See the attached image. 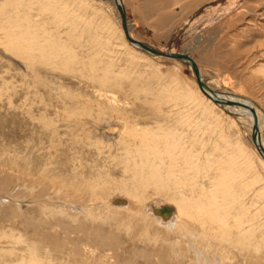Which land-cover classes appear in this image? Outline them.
<instances>
[{"label":"rangeland","instance_id":"1","mask_svg":"<svg viewBox=\"0 0 264 264\" xmlns=\"http://www.w3.org/2000/svg\"><path fill=\"white\" fill-rule=\"evenodd\" d=\"M112 1L0 0V264H264L251 122L203 97L189 62L125 44ZM122 1L135 39L190 55L212 89L247 98L264 143V0ZM143 135L195 155L188 177L178 161L181 188L152 185L146 170L163 171L136 152ZM181 192L230 234L153 218Z\"/></svg>","mask_w":264,"mask_h":264},{"label":"bare ground","instance_id":"2","mask_svg":"<svg viewBox=\"0 0 264 264\" xmlns=\"http://www.w3.org/2000/svg\"><path fill=\"white\" fill-rule=\"evenodd\" d=\"M117 1H119L123 6H124V4H123V1L122 0H113L112 1V3L117 7ZM124 9H125V13H126V16H127V32H128V35L131 37V38H133V39H135V37L133 36V34H132V30H133V28H134V26H133V24H132V22H131V20L129 19V17H128V13H127V11H126V8H125V6H124ZM117 10H118V13H119V17H120V22H121V32H122V36H123V40H124V42H125V44H127L129 47H131V48H140V49H143L141 46H139V45H136V44H134V43H132V42H130L129 41V39L127 38V36H126V31H125V29H124V27H123V23H122V18H121V14H120V11H119V9H118V7H117ZM107 12V11H106ZM8 15V14H7ZM8 16H10V15H8ZM15 16V15H14ZM2 17V16H1ZM5 17V16H4ZM11 17V16H10ZM13 17V16H12ZM16 17V16H15ZM8 18V17H7ZM6 18V19H7ZM12 20H14L13 18H11ZM14 22V21H13ZM92 22V21H91ZM11 23V22H10ZM90 24V23H89ZM92 25V24H91ZM31 29V28H30ZM9 30V29H8ZM33 33H34V31L33 30H31ZM31 32V34H33ZM36 32V31H35ZM21 33V32H20ZM36 34V33H35ZM35 34H34V36H35ZM5 35V34H4ZM37 35V34H36ZM38 36V35H37ZM32 38V37H31ZM37 38H39V36L37 37ZM44 38H45V36H44ZM26 39H27V37H26ZM36 40V39H35ZM136 41H139V40H137V39H135ZM4 40L0 37V45H2V46H4V47H6V46H8L5 42H3ZM10 42V41H9ZM139 42H144V41H139ZM34 42H30V44L32 45ZM50 43V42H49ZM48 43V44H49ZM144 43H146V44H148V45H150L151 47H154V48H156V49H158L159 51H161V52H164V51H162L161 49H159L157 46H155V45H152V44H150V43H147V42H144ZM143 50H145V49H143ZM145 51H147V50H145ZM177 51V50H176ZM27 53V52H26ZM147 53H149V54H151V55H155V54H152L150 51H147ZM164 53H166V54H172V53H169V52H164ZM176 53V52H175ZM174 53V54H175ZM158 55V54H157ZM52 56V55H51ZM161 56H164V55H161ZM45 57V56H44ZM53 57V56H52ZM51 57V58H52ZM164 57H168V58H172V57H169V56H164ZM25 58H27V57H25ZM51 58H50V60H51ZM193 58V57H192ZM177 58H175V60H176ZM194 59V58H193ZM179 60V59H178ZM195 60V59H194ZM52 61H54V60H52ZM182 61H187V60H182ZM63 62V61H62ZM187 62H189V61H187ZM196 62V61H195ZM190 63V62H189ZM197 63V62H196ZM191 64V63H190ZM93 67V66H92ZM191 67L193 68V66L191 65ZM197 67L199 68V71H200V74H201V76H202V73H201V70H200V67L198 66V64H197ZM90 69H91V67H90ZM193 70H194V68H193ZM93 74V73H92ZM196 76V75H195ZM197 79V78H196ZM202 79L204 80V78H203V76H202ZM205 81V80H204ZM206 82V81H205ZM197 83L199 84V82L197 81ZM206 84L209 86V84L206 82ZM210 87V86H209ZM199 91H200V93H201V95L203 96V97H205V98H208L209 100H212L213 102H215L217 105H219V106H222V107H230L231 109H234V111H235V113H237V114H239V115H241V116H244L245 118H247L250 122H251V125H252V128H253V124H254V119H253V115H252V113H251V111L249 110V109H246V108H243V107H241V106H239V105H229V104H223V103H221V102H219V101H217L215 98L216 97H220L221 99H223V100H225V101H230V102H234V103H238V102H246V103H249L250 105H252L251 104V102L247 99V98H244V97H241L240 95H238V94H236V93H231V94H223V93H221V92H218V91H215L214 89H212L211 87H210V89L211 90H203L202 88H201V86H200V84H199ZM224 92V91H223ZM176 94H175V92L171 95V97H169V101L170 102H175V104L178 102V97H176L175 96ZM199 96V95H198ZM155 97H157V96H155ZM90 100V99H89ZM85 101V100H84ZM88 101V100H87ZM150 101V100H149ZM80 102V101H79ZM83 102V101H82ZM81 103V102H80ZM85 104V103H84ZM86 104H88L87 102H86ZM91 104V103H90ZM98 104V103H97ZM100 104V103H99ZM98 104V105H99ZM147 104H148V102H147ZM82 105H83V103H82ZM89 105V104H88ZM92 105L94 106L95 104L93 103V101H92ZM85 107H86V105H84ZM96 106V105H95ZM156 106V105H155ZM253 106V105H252ZM83 107V106H82ZM82 107H78V108H82ZM85 107H84V109H85ZM88 107H90V106H88ZM98 108V107H97ZM83 109V108H82ZM91 109L92 108H90V109H88L89 111H91ZM157 109V108H156ZM171 109H172V107H171ZM78 110V109H77ZM85 110H87V107H86V109ZM79 111V110H78ZM82 111H84V110H82ZM99 111L100 110H98V113H99ZM101 111H102V108H101ZM171 111V110H170ZM96 113H97V111H95ZM94 112V113H95ZM157 112V111H156ZM159 113H160V111H158ZM157 112V113H158ZM86 113H88V112H85V114H84V116L82 117L83 119L85 118V115H86ZM101 113V112H100ZM73 114V113H72ZM74 114H75V111H74ZM74 114H73V116H74ZM91 114V113H90ZM125 114V113H124ZM256 114H257V123H258V137H259V143H260V145L264 148V143H263V140H262V138L260 137V134H261V131H262V129H263V123L261 122V118L260 117H262L261 115H259L258 113H257V111H256ZM82 115V114H81ZM94 115V114H93ZM99 115V114H98ZM97 115V116H98ZM101 115V114H100ZM99 115V116H100ZM224 115V114H223ZM236 115V114H235ZM78 116V115H77ZM232 116V115H231ZM71 117H72V115H71ZM80 118H81V116H79ZM87 117H88V115H87ZM91 117H93V116H91ZM96 118V117H95ZM126 118V117H125ZM75 119H76V117H75ZM79 119V118H78ZM97 119V118H96ZM70 121H72V120H70ZM73 121L75 122V120L73 119ZM79 121V120H78ZM80 121H82V120H80ZM127 121H129L130 122V120H129V117H128V119H127ZM79 123V122H78ZM82 123H84L83 121H82ZM76 126V125H75ZM133 126V125H132ZM126 127V126H125ZM128 127H130L129 129L130 130H133V128L131 127V125H129L128 124ZM78 128V127H77ZM223 128V127H222ZM81 129H83V130H85L84 128H82L81 127ZM126 129V128H125ZM141 129V128H140ZM127 130V129H126ZM129 133H131L129 130H127ZM135 132H139V130L138 129H135L134 130ZM227 131V130H226ZM88 132V131H87ZM145 132V131H144ZM150 132V131H149ZM149 132H146L147 134L149 133ZM126 133V132H125ZM125 133H124V135H125ZM150 133H152V131L150 132ZM128 134V133H127ZM139 134H141V132L140 133H138L137 135L139 136ZM159 134V133H158ZM77 136V135H76ZM132 136V135H131ZM138 136H136V137H138ZM141 136H142V134H141ZM141 136H139V138L141 137ZM144 136V135H143ZM166 136V135H165ZM164 136V137H165ZM169 136V135H168ZM226 136V135H225ZM228 136H229V134H228ZM227 136V137H228ZM145 137V136H144ZM150 137V136H149ZM145 137V138H143L144 140H146L147 141V145H146V143H143V142H141L142 144H144V145H141L140 143V145L138 146V145H134V146H136L137 148H139V149H142V147H143V149L144 150H138V151H136L137 153H138V155L140 156V157H142L143 159V161L145 162V160H146V157H147V159L148 160H150V158L152 157L153 159H154V161L156 162V165L160 168V170H162L163 171V173L162 172H160L159 170H157L156 169V167L154 166V168L153 167H151V170H150V168H149V170L150 171H148V170H146L147 172H151L150 174H151V176H153L154 174H156V172H158V174H159V176L156 178L155 176H153V177H155V180H153V181H151V183H152V185L153 184H156V189L160 192V191H164L163 189H160V184L161 185H164L161 181H163V178H166L167 180L169 179V180H171L172 182H173V188L174 189H179V188H181V186H182V180H183V175H177L176 174V167H180V166H178V161L180 160H182V162L184 163L181 167H182V170H181V172L182 173H184V177H188V176H190V172L192 171V168H193V166H194V162H193V160L192 159H194V157H195V155L192 153V152H190L189 150L188 151H183L182 149V145L179 143L180 141H173V142H171V143H169V144H167V145H164V142H163V146H162V144H159L158 143V141H153L152 140V138L150 137ZM159 137V136H158ZM226 137V138H227ZM132 139V138H131ZM166 139H168V138H166ZM232 139V138H231ZM137 140V139H136ZM144 140H142V141H144ZM145 141V142H146ZM130 142V141H129ZM165 142H167V141H165ZM125 143V142H124ZM133 144V143H132ZM131 144V145H132ZM125 145V144H124ZM140 146H142V147H140ZM125 147H127V146H125ZM131 147V146H130ZM129 148V147H128ZM255 148H256V151L258 152V154H259V156H258V159H260V160H262L263 161V165H264V155L261 153V151L259 150V148L257 147V145H256V143H255ZM131 149V148H130ZM135 150H136V148H134V149H132V153L133 152H135ZM135 152V153H136ZM131 153V152H130ZM125 154V153H124ZM257 154V155H258ZM125 155H128V153L127 154H125ZM124 155V156H125ZM131 155V154H130ZM134 155V154H133ZM137 155V154H136ZM138 156V157H139ZM133 157H135V155L133 156ZM128 158V157H127ZM126 158V160H128ZM131 159H132V157H130ZM136 158V157H135ZM135 158H133V159H135ZM136 160V159H135ZM135 160H133V161H135ZM140 160H141V158H140ZM233 160V159H232ZM129 161V160H128ZM147 161V160H146ZM154 161H152V163L151 164H154L153 162ZM129 162H131V161H129ZM128 162V163H129ZM138 162V161H137ZM151 162V161H150ZM140 163V162H139ZM147 163V166H148V163L149 162H146ZM209 163H211L210 161L208 162L207 161V165H209ZM138 164V163H137ZM212 164V163H211ZM130 165H132V163L130 164ZM206 165V166H207ZM140 166V165H139ZM142 166V165H141ZM143 166H144V164H143ZM133 167V166H132ZM134 167H135V165H134ZM138 167V166H137ZM145 167V166H144ZM150 167V166H149ZM136 168V167H135ZM142 168V167H141ZM140 168V169H141ZM201 168V167H200ZM199 168V169H200ZM146 169H148V167H146ZM203 169H204V167H203ZM144 171H145V169H143ZM138 169H137V173H138ZM153 171H154V174H153ZM198 171V170H197ZM134 172H135V170H134ZM133 172V173H134ZM141 172L142 171H140V175H141ZM146 172V173H147ZM199 172V171H198ZM143 173V172H142ZM148 174V173H147ZM158 174H156V175H158ZM135 175H136V172H135ZM139 175V176H140ZM144 174H142V176H143ZM146 175V174H145ZM144 177V176H143ZM150 177V176H149ZM148 177V178H149ZM153 177L150 179V180H152L153 179ZM139 177H137V179H138ZM146 179H147V177H146ZM140 180V179H139ZM143 181H146V180H144V179H142ZM226 180H228V179H226ZM142 181V182H143ZM148 181V180H147ZM222 181H223V179H222ZM170 182V181H169ZM185 182V181H184ZM148 183V182H147ZM223 183V182H222ZM144 184V183H143ZM166 184V183H165ZM147 185H149V184H147ZM168 185V184H167ZM166 185V186H167ZM186 185V184H185ZM221 185V184H220ZM186 186H190L191 188H189L188 187V189H190V190H192V187L193 186H191L190 184H188V185H186ZM144 187H146V185L144 186ZM227 190V189H226ZM226 190H224V191H226ZM230 190V189H229ZM228 190V191H229ZM223 191V192H224ZM227 191V192H228ZM211 193V192H210ZM210 193H208V194H210ZM228 194H230V193H228ZM216 195V194H215ZM226 195V194H225ZM137 196V195H136ZM204 196H207L206 195V193H205V195ZM208 197V196H207ZM210 199V198H209ZM134 200H136L135 198H134ZM195 200V199H194ZM194 200L192 201L190 198H188V197H186V195H184L182 192H181V194H180V199L178 200V206H176V210H174L171 206H169V205H166V209H162L161 210V213H158V211H154V208H151V211L150 212H155V215L153 216V218H156V220H160L161 222H162V225L163 226H166L167 228H169V229H171V228H173L174 227V225L170 222L171 220H170V212L172 213V216L173 215H175L176 216V220L178 221V223H177V225H176V228H179L180 230H182V231H187V230H190L189 228H192V225H191V223L192 224H194V227L192 228V229H196V230H198V231H202V234L203 235H205V234H208V235H212V236H217V235H225V236H227L228 234H230V228H231V226H230V228H228L227 227V225H224V226H219L218 225V223H216L217 225H215V226H213V224H212V221H210V219H209V217H211V216H209V217H207L205 214V216H202V213H198V212H194L195 210H197L196 208L195 209H193L192 207H193V202H194ZM208 202H209V200H207ZM206 201V202H207ZM214 201V200H213ZM212 201V202H213ZM198 202H199V200H198ZM197 201H196V203H198ZM203 202V201H202ZM206 202H203V204L204 203H206ZM217 202V201H216ZM170 203V202H169ZM172 203V202H171ZM174 203V202H173ZM137 204V203H136ZM202 203H201V200H200V203H199V205H201ZM202 204V206H204ZM210 204V203H209ZM215 205H213V206H216V204L217 203H214ZM150 205V204H149ZM177 205V204H176ZM198 205V204H197ZM152 206V205H151ZM201 206V207H202ZM205 206H207V205H205ZM204 206V207H205ZM210 206V205H209ZM208 206V207H209ZM212 206V207H213ZM195 207H196V205H195ZM212 207H209V208H212ZM219 206H217V210L215 209V211H218L219 212V208H218ZM150 208V207H149ZM197 208H200V207H198L197 206ZM206 208V207H205ZM202 208H200V210H201ZM213 209V208H212ZM197 211H199V209L197 210ZM204 211V210H203ZM202 211V212H203ZM206 211V210H205ZM208 211H210V209L208 210ZM207 211V212H208ZM221 212V211H220ZM223 212V211H222ZM221 212V213H222ZM205 213V212H204ZM159 214V215H158ZM163 214H166L165 216H163L162 217V215ZM208 215H209V212H208ZM223 215H226L225 213H223ZM217 217V216H216ZM222 217H224V216H222ZM222 217H221V220H222ZM225 218H227L226 216H225ZM223 220H226V219H223ZM214 221V220H213ZM217 221V220H216ZM223 222V221H222ZM215 223V222H214ZM224 223H227V222H223V224ZM173 225V226H172ZM234 225V224H233ZM226 226V227H225ZM175 228V229H176ZM236 228V227H235ZM234 228V229H235ZM179 229H176V230H179ZM167 231H173V230H168L167 229ZM175 231V230H174ZM174 231H173V233H174ZM185 231V232H186ZM241 234V233H240ZM224 236V237H225ZM116 258V257H115Z\"/></svg>","mask_w":264,"mask_h":264},{"label":"water","instance_id":"3","mask_svg":"<svg viewBox=\"0 0 264 264\" xmlns=\"http://www.w3.org/2000/svg\"><path fill=\"white\" fill-rule=\"evenodd\" d=\"M117 7L120 11V14H121V18H122V23H123V27L126 31V36L127 38L129 39L130 42L136 44V45H139L141 46L143 49L147 50V51H150L152 54H155V55H164V56H169V57H172V58H177L179 60H187L191 63V65L193 66L194 68V72H195V75H196V78H197V81L199 82L201 88L203 90H211L210 87L206 84V82L202 79V76L200 74V71H199V68L197 67V63L195 62V60L188 54L182 52V53H175V54H166L164 52H161L159 51L158 49L154 48V47H151L150 45L144 43V42H139V41H136L135 39L131 38L129 35H128V32H127V16H126V13H125V9H124V6L119 2L117 1ZM217 101L223 103V104H229V105H239L243 108H246V109H249L253 115V119H254V124H253V140L254 142L256 143L257 147L259 148V150L261 151V153L264 155V148L260 145L259 143V137H258V123H257V114H256V110L255 108L250 105L249 103H246V102H238V103H234V102H230V101H225L223 99H221L220 97H216L215 98Z\"/></svg>","mask_w":264,"mask_h":264}]
</instances>
